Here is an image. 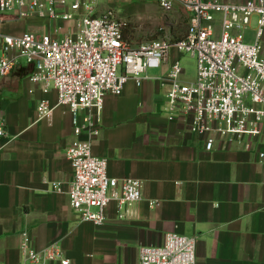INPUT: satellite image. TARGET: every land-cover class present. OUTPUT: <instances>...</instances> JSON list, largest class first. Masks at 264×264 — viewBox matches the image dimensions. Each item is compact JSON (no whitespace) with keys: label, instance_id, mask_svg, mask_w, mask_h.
Wrapping results in <instances>:
<instances>
[{"label":"crops","instance_id":"0c3cea01","mask_svg":"<svg viewBox=\"0 0 264 264\" xmlns=\"http://www.w3.org/2000/svg\"><path fill=\"white\" fill-rule=\"evenodd\" d=\"M176 13L183 14L175 7L166 15L171 37ZM36 21L5 20L0 33H42L34 29ZM131 23L124 35L134 46L147 41L138 38L156 25ZM179 54L171 48L165 63L147 69L140 86L129 80L120 94L104 97L92 153L107 160L109 177L139 180L142 198L120 211L109 203L102 225L81 221L67 195L72 168L65 153L86 138L73 132L85 111L72 113L58 104L55 89L43 92L32 83V68L21 60L0 77L3 264H23L25 239L36 251L56 245L73 264H138L140 248L162 245L168 233L195 239L196 264H264V128L258 137L206 150L188 119L167 110L166 73ZM40 100L51 109L48 117L37 114ZM53 182L60 183V192Z\"/></svg>","mask_w":264,"mask_h":264},{"label":"built area","instance_id":"2783aa9c","mask_svg":"<svg viewBox=\"0 0 264 264\" xmlns=\"http://www.w3.org/2000/svg\"><path fill=\"white\" fill-rule=\"evenodd\" d=\"M99 1L0 0V22L35 19L42 31L0 33V77L21 60L32 68V83L43 92L55 89L58 104L72 113L85 111L73 132L85 133L86 138L74 141L65 153L72 168L67 195L73 213L95 225L104 223L109 203L120 211L142 198L139 180L109 177L107 160L92 153L104 97L120 94L129 80L140 86L147 69L165 63L171 48L194 58L195 79L183 81L179 57L171 61L167 110L188 119L190 131L202 137L206 150L216 143L229 146L258 137L264 128V0H156L164 14L181 9L187 20L185 33L135 46L124 35L130 23L102 9ZM50 110L46 100L39 101L40 118L48 117ZM5 135L0 119V137ZM51 185L62 190L58 182ZM195 243L192 237L168 233L162 245L140 248L138 264H196ZM21 251L23 264H73L54 244L36 251L25 239Z\"/></svg>","mask_w":264,"mask_h":264},{"label":"rangeland","instance_id":"374dc122","mask_svg":"<svg viewBox=\"0 0 264 264\" xmlns=\"http://www.w3.org/2000/svg\"><path fill=\"white\" fill-rule=\"evenodd\" d=\"M99 4L102 9H111L117 17L132 22L131 26L137 28H144L152 26L155 28L152 32L146 36L138 38L141 41L155 39L161 36L167 35L165 32V22L169 21L170 17L160 11L156 0H100ZM148 17H152V20ZM174 24L171 26V34L174 37H179L184 33L187 22L185 15L176 13L174 18ZM40 24V21H36V25ZM130 27V26H129ZM251 28H254V18L252 19ZM35 30L41 31V26L34 27ZM251 37V33H247V38ZM180 65L183 69L182 80L189 82L195 79V60L188 53L179 54ZM148 72H151L148 70Z\"/></svg>","mask_w":264,"mask_h":264},{"label":"trees","instance_id":"16d2710c","mask_svg":"<svg viewBox=\"0 0 264 264\" xmlns=\"http://www.w3.org/2000/svg\"><path fill=\"white\" fill-rule=\"evenodd\" d=\"M185 19H186V18H185ZM186 22H187V20H186ZM186 27H187V26H186ZM185 30H186V29H185ZM184 33H185V31H184ZM184 33H182V34H181L179 37H177V38H181V37L183 36ZM172 38H176V37L172 36ZM177 38H176V39H177Z\"/></svg>","mask_w":264,"mask_h":264}]
</instances>
